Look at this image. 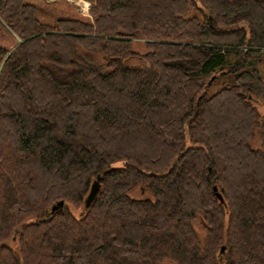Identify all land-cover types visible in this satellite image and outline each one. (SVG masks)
I'll list each match as a JSON object with an SVG mask.
<instances>
[{"label":"trees","instance_id":"1","mask_svg":"<svg viewBox=\"0 0 264 264\" xmlns=\"http://www.w3.org/2000/svg\"><path fill=\"white\" fill-rule=\"evenodd\" d=\"M88 12L0 0V264H264V0Z\"/></svg>","mask_w":264,"mask_h":264},{"label":"rangeland","instance_id":"2","mask_svg":"<svg viewBox=\"0 0 264 264\" xmlns=\"http://www.w3.org/2000/svg\"><path fill=\"white\" fill-rule=\"evenodd\" d=\"M26 2H30L36 7V16L47 23H52L56 18L59 17H73L75 15H83L89 17V6L90 0H25ZM16 39L14 36L6 35L5 33L0 34V45L5 46L7 48H11L15 45ZM80 49V48H78ZM132 49L140 54L146 52L145 46L141 41L133 42ZM84 50H81L83 52ZM100 53L90 55V62L100 67L104 68V59ZM83 59V58H82ZM128 63L136 64L140 63V61L136 58L128 59ZM262 78L264 80V70L262 71ZM264 141V135L262 133L257 135L256 140H254V146H262ZM137 195H139L137 193ZM71 210L74 214H78L81 210V206H71ZM192 225L200 238L204 236V229L202 224L198 219H194L192 221ZM8 243V241H7ZM13 245V244H12Z\"/></svg>","mask_w":264,"mask_h":264},{"label":"water","instance_id":"3","mask_svg":"<svg viewBox=\"0 0 264 264\" xmlns=\"http://www.w3.org/2000/svg\"><path fill=\"white\" fill-rule=\"evenodd\" d=\"M213 192L215 193L216 197L218 199L221 200V196L220 194L217 192L216 190V187L213 186ZM99 190V182L97 180H95L91 187H90V190H89V193L84 201V204H85V207H88L90 205V203L92 202V200L94 199L96 193L98 192ZM63 207V200H60L58 201L57 203L53 204L51 207H50V212L53 213L55 211H58V210H61Z\"/></svg>","mask_w":264,"mask_h":264}]
</instances>
